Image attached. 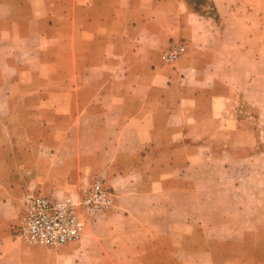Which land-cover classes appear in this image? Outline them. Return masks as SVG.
<instances>
[{"label":"crops","instance_id":"0c3cea01","mask_svg":"<svg viewBox=\"0 0 264 264\" xmlns=\"http://www.w3.org/2000/svg\"><path fill=\"white\" fill-rule=\"evenodd\" d=\"M11 10L0 36V83L9 86L6 109L53 110L54 126L82 129L86 142H100L69 152L75 158L62 173H69L67 182L76 181L85 167H93L115 194L114 208L61 254L72 257L88 239L104 259L99 264H171L155 255L177 252L160 242L191 236L189 218L177 231L170 216L175 196L191 193L184 175L192 159L204 155L191 143L211 140L190 133L187 111L203 102L210 113L212 100L224 97L205 98L202 87L178 84L217 77L227 41L230 54L264 62V8L256 13L238 0H208L201 10L190 0H23ZM171 41L184 47V78L162 62ZM34 61L43 73L32 71ZM2 67L12 75L2 76ZM256 75L264 77V70L250 76ZM41 83L47 86L29 87ZM52 96L54 102L48 101ZM80 136L76 131L56 134L54 154L48 152L55 156L64 140L80 141ZM2 206L0 198V247L13 238L17 223L2 218Z\"/></svg>","mask_w":264,"mask_h":264},{"label":"rangeland","instance_id":"374dc122","mask_svg":"<svg viewBox=\"0 0 264 264\" xmlns=\"http://www.w3.org/2000/svg\"><path fill=\"white\" fill-rule=\"evenodd\" d=\"M190 1L199 10L208 6V0ZM22 3L23 0H0V36L8 18L13 17L12 7ZM246 4L254 6L256 13L257 9L264 8V0H238L239 6ZM23 16L16 15L21 20ZM174 46L182 47L183 51L168 62L165 55ZM225 50L227 52L216 69L217 77L202 81L196 78L178 84L184 88L202 87L207 93L205 98L211 99L218 94L224 97L212 100L214 107L210 113L203 105L201 107L203 102L191 105L187 111L190 133L195 136L206 134L211 140L191 143L192 148L200 146L198 148L204 155L192 159L190 171L184 175L190 195H176L175 206L170 211L177 231L182 228L184 219H190L191 236L173 237L168 243L160 242V247L170 245L177 251L169 255H155L162 263L264 264V77L250 76L264 70V62H247L240 55L230 54L229 41L224 45ZM183 54L184 47L178 41H171L162 53L163 64L181 78H184L186 70ZM32 71L43 73L44 68L34 61ZM1 75L8 77L12 75V70L2 67ZM174 83L178 80L175 79ZM45 86L41 83L29 87ZM6 91H9V86L1 82L0 198L6 204L1 207V216L5 221L10 225L16 223L23 198L28 192L51 196L54 191L66 192L89 183L94 176L101 177L105 182L104 176L93 167H85L79 173L81 178L76 181L67 182L69 173H62L63 167L75 158L69 152L88 146L98 147L100 142H86L82 129L75 130L70 125L54 126L51 117L56 112L53 110L42 112L31 108L25 113L22 110L8 111L5 106ZM24 93L26 88L16 96L22 98ZM54 100L53 96L48 99L50 102ZM39 101H30L29 105L33 107ZM24 121L29 125H22ZM42 131L46 135L44 139L40 137ZM74 131L81 134L80 141L66 139L59 152L55 156L50 155V151L54 154L51 148L58 144L55 135H70ZM28 137L32 139L28 140ZM22 152L27 155L25 159L21 156ZM18 153H21L20 156H17ZM175 173L183 177L182 171ZM93 223L84 229L78 240L88 235ZM95 244L84 239L78 244L79 250L68 257L61 252L71 244L56 249L27 247L13 236L0 247V264H99L104 259L94 253ZM205 249L206 253H200Z\"/></svg>","mask_w":264,"mask_h":264},{"label":"built area","instance_id":"2783aa9c","mask_svg":"<svg viewBox=\"0 0 264 264\" xmlns=\"http://www.w3.org/2000/svg\"><path fill=\"white\" fill-rule=\"evenodd\" d=\"M182 51L180 46L172 47L165 55L166 61H173ZM114 199V193L99 176L51 196L28 192L13 227V236L27 247H64L77 241L97 217L109 213Z\"/></svg>","mask_w":264,"mask_h":264}]
</instances>
